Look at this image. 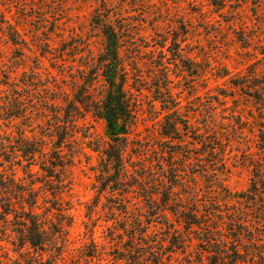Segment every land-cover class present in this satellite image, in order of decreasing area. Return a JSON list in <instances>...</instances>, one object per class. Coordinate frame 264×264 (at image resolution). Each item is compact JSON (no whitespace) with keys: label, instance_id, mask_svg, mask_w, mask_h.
Segmentation results:
<instances>
[{"label":"rangeland","instance_id":"374dc122","mask_svg":"<svg viewBox=\"0 0 264 264\" xmlns=\"http://www.w3.org/2000/svg\"><path fill=\"white\" fill-rule=\"evenodd\" d=\"M106 25L120 36L119 54L128 71L124 87L135 111L128 149L132 164L154 171H159L158 160L165 168L171 165L165 151L175 150L171 145L177 141L168 142L162 134L166 112L154 87L163 79L156 66L163 61L169 69V92L180 112L197 133L220 146L216 170L210 156L198 160L192 152L185 159L174 153L178 173L185 169L192 187L175 190L184 193L185 203L186 191L193 190L201 205L214 201L229 240L233 238L229 228L237 230L230 223L241 219L260 237L252 240L254 246L263 248L264 234L255 228L264 224V178L258 182L254 173L258 170L264 177V0H0V172L25 181L37 178L42 181L36 182L39 187L45 181L40 168L44 157L36 153L28 165L19 148L39 142L45 158L62 149L66 187L59 200L69 223L64 226L67 259L93 238L105 254L88 264H119L113 255L121 246L110 238L111 230L127 240L138 218L149 226L145 240L156 245L164 239L168 224L150 215L151 207L137 187L127 194L98 189L97 175L109 140L105 122L79 103L78 110L69 106L77 94L86 92L96 101L105 94V77L97 64L106 52ZM175 49L191 68L174 58ZM65 110L77 114L68 127L72 137L58 147L61 131L55 122ZM194 143L193 147L201 145ZM206 165L212 170L204 172ZM211 172L216 173V183L209 181ZM166 213L172 230H183L184 223L171 211ZM49 215L53 221L59 218L55 209ZM7 227L4 231L0 222V255L11 262L18 256L19 240ZM191 236L182 248H169L168 239L161 243L168 247L167 264H210L209 253ZM241 237L239 251L244 254L251 241L245 232Z\"/></svg>","mask_w":264,"mask_h":264},{"label":"trees","instance_id":"16d2710c","mask_svg":"<svg viewBox=\"0 0 264 264\" xmlns=\"http://www.w3.org/2000/svg\"><path fill=\"white\" fill-rule=\"evenodd\" d=\"M104 32L107 39L106 52L97 65L102 68L105 77L107 85L105 94L97 101L86 92L77 94L69 106L78 110L77 103H79L105 122V132L109 140L97 175L98 189L103 191L109 187L112 191L119 190L121 194H127L137 187L138 192L151 207L150 215L163 218V221L168 224L166 236L156 245L153 240L152 242L145 240L149 226L142 225L143 222L139 218L127 233V240L111 230L110 238L117 239L121 246L114 249L117 250L113 255L115 262L119 264L120 262L123 264H167L164 251L166 252L168 247H162L161 243L168 239L169 248L175 246L182 248L192 240L191 235L194 234L199 240L198 245L204 247V250L209 253L210 264H249L251 261L264 264V246L263 248L254 246L252 241L260 240L259 235H255V231L249 229V226L241 219L230 223L237 230L235 231L234 227L229 228L233 237L229 240L217 217L221 215L216 213V211L220 212L218 204L211 201L209 204L202 203L201 205V199L194 190L186 191L189 194L187 197L189 202L185 203L182 197L184 193L175 190L176 186H180L184 192L186 189L191 190L192 187L187 185L188 175L184 167H182L184 170L178 173L179 165L178 163L175 165V161L172 160L174 153L181 154L185 159H190L192 152L198 156L196 157L198 160L210 156V166L216 170L220 146L217 140L207 139L210 136L197 133L198 129H193L188 119L180 112L179 103L169 92V69L163 61L156 64L160 68L163 79L162 81L161 79L156 80L154 84L155 96L160 100L161 110L166 112L161 125L162 134L168 138L166 140L168 142L177 141L175 145H171L176 151H165L169 154L170 163L168 164L171 165L165 168L162 161L158 160L159 171L151 170L150 167H145V164L139 168H135V164H132L128 149L129 134L135 122V111L128 91L124 87L128 71L119 54L120 36L111 25H106ZM172 55L190 64L188 68H191V63L183 59L179 49H175ZM165 56L161 53L162 59ZM75 114L77 113L65 110L64 117L58 116L56 119L55 125L61 131L57 142L58 147L65 142L66 138L72 137L68 127L70 124L73 125ZM184 136L192 138L193 141H185ZM194 142L201 144L200 147H193ZM37 144L39 142L31 143V145L24 143L19 151L30 161L28 165L35 160L36 153L44 157L40 165L41 170L45 172V181L42 185L36 187V182L40 180L33 178V173L29 175L32 178L25 181L24 178H15L13 174L7 175L4 170L0 172V222L6 227L4 231L10 225L11 231L17 234L19 240L18 248L15 249L18 256L11 262H7L2 260L0 255V264H88L93 259H101L105 252L93 238L89 244L77 248L75 257L66 258L68 236L64 226L69 223L68 216L59 200L66 187L62 177V171L66 165L65 155L62 154V149H57L54 151L55 155L45 158L47 153H44V149ZM128 165L132 166L131 170ZM138 169H141L144 174H139ZM202 170L207 172L212 169L206 165ZM210 174L213 176L209 181L216 183V173L211 172ZM254 174L259 178L258 182L263 181L264 177L258 170ZM254 184H257V180H254ZM250 196L253 198L252 195ZM40 198H42L41 202ZM52 209L57 210L59 215L57 221H53L49 215ZM167 210L171 211L179 222L184 223L183 230L179 228L172 230ZM262 227H256L255 230L262 231L264 234V224ZM242 232H245V236L251 241L250 246L252 245L245 250L244 254L239 251V246L242 245ZM157 245L159 247H156ZM113 246H117V242Z\"/></svg>","mask_w":264,"mask_h":264}]
</instances>
